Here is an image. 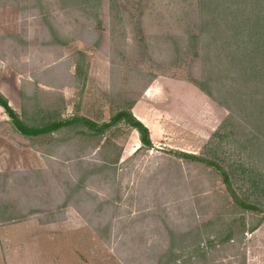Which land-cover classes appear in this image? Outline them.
<instances>
[{
  "label": "rangeland",
  "instance_id": "rangeland-1",
  "mask_svg": "<svg viewBox=\"0 0 264 264\" xmlns=\"http://www.w3.org/2000/svg\"><path fill=\"white\" fill-rule=\"evenodd\" d=\"M252 26L264 0H0V94L24 124H158L151 147L122 120L26 136L0 107V264H264V91L223 64Z\"/></svg>",
  "mask_w": 264,
  "mask_h": 264
},
{
  "label": "trees",
  "instance_id": "trees-1",
  "mask_svg": "<svg viewBox=\"0 0 264 264\" xmlns=\"http://www.w3.org/2000/svg\"><path fill=\"white\" fill-rule=\"evenodd\" d=\"M246 32L250 41L253 39V37H255L254 40L250 42L253 45V47L237 45L235 49H229L226 53L225 61L223 63L225 64L224 68H226L229 72L240 74V76L242 77H246L249 75L257 77V79H260L259 85L261 86L258 87V90L261 91L262 89L263 92L264 86L262 84H264V31L259 30V27L253 28L252 26L249 27ZM242 50H247L248 53H243ZM192 82L208 97L214 100L217 104L228 110L230 109L229 111H231V108L227 103L223 102L221 99H219L217 96L214 95L212 88L209 84L197 83L195 81ZM257 105L258 107L256 110L257 112L256 114L260 115L261 113H263L264 104L261 105L259 102H257ZM0 107L3 108L4 112L10 118L14 127L21 134L26 136H36L40 134H45L58 129L61 126H65L73 122H82L84 125L87 126L88 129H90V131L99 134L102 133L105 129L109 128L111 125L122 120L138 132V138L142 145L146 147L152 146V142L150 139L151 135L149 134L148 128L140 120H138V118L135 115H133L134 113L132 114L131 110L129 109L120 110L116 112L110 118L109 121L103 122L101 124H98L85 117H74L67 120H54L41 125H27L22 122V120L19 118L17 113L12 109L7 99L2 94H0ZM181 153L184 157H193L192 154L186 152H181ZM208 163L211 164V161H208ZM211 165H215V164H211ZM217 168L221 169L219 166H217ZM221 173L223 175L224 183H226V185L229 186L230 181L227 173L224 170H222ZM229 189H231L230 186ZM233 197L244 208L247 209L255 208V206L253 205L245 204L240 199L236 198L234 194Z\"/></svg>",
  "mask_w": 264,
  "mask_h": 264
},
{
  "label": "crops",
  "instance_id": "crops-1",
  "mask_svg": "<svg viewBox=\"0 0 264 264\" xmlns=\"http://www.w3.org/2000/svg\"><path fill=\"white\" fill-rule=\"evenodd\" d=\"M168 82H165V83H167V84H182V82H175V81H173V80H171V81H169V80H167ZM183 85V84H182ZM190 86H192V91H194V101H196V100H198V102H197V104H196V106H198V105H201V107L204 105V103H207V105H210V103H211V100L209 99L210 97H208L203 91H201L200 89H196V88H198V87H194L193 85H190ZM159 82H157V80H154V81H152L147 87H146V89L144 90V92H143V94H142V96H141V98L138 100V103H137V105H135L134 106V108L133 109H135V108H137L138 107V109H139V107H140V105H142L143 104V102L144 103H146V102H150L148 99V97H152V99L153 100H155V101H157L158 100V98L161 96L160 95V93H159ZM154 97V98H153ZM142 102V103H141ZM190 106V105H189ZM202 108H204V106L202 107ZM133 109H132V111H133ZM140 110V109H139ZM205 110V109H204ZM202 113H204V111H201ZM197 113V112H196ZM132 114H133V112H132ZM133 115H135V114H133ZM136 116V115H135ZM137 117V116H136ZM138 118V117H137ZM138 120H140L147 128H148V130H149V133L151 134V132H152V128H157L158 127V124L156 123V121H155V119H154V117L152 118V113L150 114V116H149V119H148V123L150 124V126L148 125V124H145L140 118H138ZM135 130V129H134ZM152 135V134H151ZM152 137V136H151ZM151 139V142L153 143V142H155L152 138H150ZM138 145V144H137Z\"/></svg>",
  "mask_w": 264,
  "mask_h": 264
}]
</instances>
